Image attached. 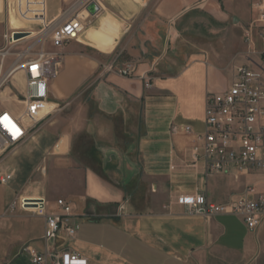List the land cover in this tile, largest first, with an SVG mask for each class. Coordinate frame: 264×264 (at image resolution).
Segmentation results:
<instances>
[{
  "label": "crops",
  "instance_id": "obj_1",
  "mask_svg": "<svg viewBox=\"0 0 264 264\" xmlns=\"http://www.w3.org/2000/svg\"><path fill=\"white\" fill-rule=\"evenodd\" d=\"M76 1L46 0L47 20ZM256 1L100 0V13L63 48L60 74L49 84L58 114L0 156V177L12 174L0 185V264H31L22 246H46L44 218L14 206L19 197L43 200L48 214L59 212V199L69 204L77 233L56 245L89 264H264V226L251 232L237 217L190 214L176 202L195 194L212 204L235 198L218 189L228 175L203 177L191 147L203 131L206 94L226 90L247 63L253 46L244 34ZM184 17L190 24L212 19L224 34L212 43L204 30L203 43L188 41L180 58L170 51L190 26ZM9 23L19 26L12 15ZM254 48L264 51V41L255 38ZM113 61L131 64V76L98 79ZM17 82L25 91L21 74ZM87 93L91 101H78Z\"/></svg>",
  "mask_w": 264,
  "mask_h": 264
},
{
  "label": "built area",
  "instance_id": "obj_2",
  "mask_svg": "<svg viewBox=\"0 0 264 264\" xmlns=\"http://www.w3.org/2000/svg\"><path fill=\"white\" fill-rule=\"evenodd\" d=\"M0 2L8 17L12 13L26 25L19 29L10 26L3 33L2 41L6 48L0 53L8 55L9 47L26 39L27 35L33 34L42 40L37 53L17 55L18 59L23 60L18 67L25 76V93L19 114L0 110L1 156L25 143L38 124L58 109L57 105L49 102L48 87L60 74L62 50L90 25L100 13L101 5L100 0H77L62 12L57 21L50 22L46 18V0ZM253 8L256 18L244 34V42L253 46L247 63L236 69L235 77L226 90L209 92L205 97L203 131L194 136L195 144L191 147L193 165L201 160L204 178L212 174H233L237 178L264 173V51L254 48L255 38L264 41V0H257ZM27 27L38 29L31 31ZM15 33L27 35L14 39ZM46 43L50 44L53 51L45 50ZM114 62L102 66L98 79L109 72H116L123 77L131 76V64L116 68ZM48 104L54 106L51 112H45ZM182 131L191 133L190 127H184ZM11 179L12 174L1 176L0 185L8 184ZM176 202L190 214L237 217L251 232L264 224V193L257 192L253 186H248L241 195L223 204L208 203L201 194L179 196ZM14 206L30 211L45 221L44 250L38 252L29 244H24L21 249L31 264H89L81 255L56 245L60 236L73 240L77 233L69 204L59 199L56 201L59 212L49 214L45 211L43 200L33 202L29 198L19 197Z\"/></svg>",
  "mask_w": 264,
  "mask_h": 264
},
{
  "label": "rangeland",
  "instance_id": "obj_3",
  "mask_svg": "<svg viewBox=\"0 0 264 264\" xmlns=\"http://www.w3.org/2000/svg\"><path fill=\"white\" fill-rule=\"evenodd\" d=\"M140 2V0H136ZM2 5L0 2V11H1V18H0V52L5 50L4 43L2 41V35L5 33V31L9 30L10 28V15H12L16 21H18L19 28H24L26 25L22 23L17 17H15L12 13H10L9 17L1 10ZM2 20V21H1ZM197 21V20H196ZM191 24L190 19L188 17H184L181 19V24L184 25V27H187L188 24V30H183L180 32L179 36L177 37L179 39L178 46L172 47L170 52H175L176 56L180 58H184L185 54H188V48H186L188 41L189 42H196V43H203V34L206 31L207 34H211V36H214V39L206 38V41L216 43L217 37H220L224 34L223 30H221L222 26L215 24L214 21L211 19L209 20L210 23H208V20H205V22L198 21ZM228 23H231V18L228 19ZM11 28H13L11 26ZM14 29V28H13ZM28 30L31 31H37V28L34 27H27ZM205 30V31H204ZM208 31H212L211 33H208ZM198 34V35H196ZM28 36V35H27ZM206 36V35H204ZM208 37V36H207ZM216 37V38H215ZM41 43L42 40L38 38V36H32L29 39H23L16 43L15 45L9 47L8 49V55H6L4 58L0 56V110H11L15 112L16 114H19L22 110V100L23 95L25 91H19L20 85L17 82L18 75H22V82L21 85L23 88H25V76L22 72V70L16 71L15 74H17L14 78V76L7 77V74L15 67H18L23 60L18 59L17 55H21L23 53H30L31 55L37 53L41 49ZM169 52V50H168ZM169 52V53H170ZM168 53V54H169ZM180 64L184 63L183 59H179L178 61ZM25 90V89H24ZM86 95V96H85ZM83 97L79 98L78 101H91L89 94H85ZM70 100H74L73 98ZM52 104L46 105V111L45 112H51L53 109ZM59 108L53 111L44 121L40 122L35 130L32 131L31 137L33 134H35L37 131H41L42 127L51 121V119L58 114ZM73 110V109H72ZM72 110H69L72 111ZM14 151L6 152L3 155L13 153ZM259 174V176L250 174L248 176H240L238 178H233L232 175H228L225 178H223L218 183V189L224 198L227 197H236L238 195H241L248 186H253L257 190V192L264 190V173H255ZM48 175V173H47ZM57 175V174H56ZM57 181V180H56ZM57 185V184H55ZM36 198H30V200H33ZM264 226V224H263ZM262 226V227H263ZM261 227V228H262ZM260 228V229H261Z\"/></svg>",
  "mask_w": 264,
  "mask_h": 264
},
{
  "label": "bare ground",
  "instance_id": "obj_4",
  "mask_svg": "<svg viewBox=\"0 0 264 264\" xmlns=\"http://www.w3.org/2000/svg\"><path fill=\"white\" fill-rule=\"evenodd\" d=\"M32 33V32H31ZM32 36H34L33 34H31L30 36H27L26 37V39H29V38H31ZM0 56L1 57H4L5 56V54L4 53H0ZM19 70V67H15V68H13L8 74H7V77H11V76H14V78H15V76L17 75V74H15L16 73V71H18ZM45 110H46V106H45ZM59 144L57 145V148L55 149V150H59ZM36 200H38V199H36ZM32 201H34V199L32 200Z\"/></svg>",
  "mask_w": 264,
  "mask_h": 264
},
{
  "label": "water",
  "instance_id": "obj_5",
  "mask_svg": "<svg viewBox=\"0 0 264 264\" xmlns=\"http://www.w3.org/2000/svg\"><path fill=\"white\" fill-rule=\"evenodd\" d=\"M91 9H93V7H91ZM26 35H27L26 33H15L13 38L14 39H21V38H24ZM35 201H38V200H34L33 202H35ZM34 205H35V203H34Z\"/></svg>",
  "mask_w": 264,
  "mask_h": 264
}]
</instances>
